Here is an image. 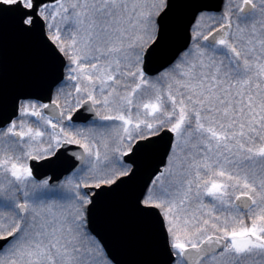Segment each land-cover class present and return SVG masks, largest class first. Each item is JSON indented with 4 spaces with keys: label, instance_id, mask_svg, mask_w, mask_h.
Instances as JSON below:
<instances>
[{
    "label": "snow or ice",
    "instance_id": "6c2138e0",
    "mask_svg": "<svg viewBox=\"0 0 264 264\" xmlns=\"http://www.w3.org/2000/svg\"><path fill=\"white\" fill-rule=\"evenodd\" d=\"M0 264H264V0H0Z\"/></svg>",
    "mask_w": 264,
    "mask_h": 264
}]
</instances>
